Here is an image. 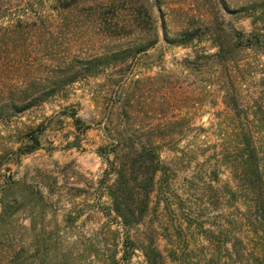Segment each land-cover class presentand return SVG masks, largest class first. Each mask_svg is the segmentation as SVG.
I'll return each mask as SVG.
<instances>
[{"label": "rangeland", "instance_id": "rangeland-1", "mask_svg": "<svg viewBox=\"0 0 264 264\" xmlns=\"http://www.w3.org/2000/svg\"><path fill=\"white\" fill-rule=\"evenodd\" d=\"M250 1L0 0V28L24 27L0 29V264H148L145 252L158 264H252L264 245L252 224L253 203L264 206V42L241 43L264 23ZM52 87L11 114L10 91ZM116 141L111 159L151 142L166 167L148 207L132 193L142 219L128 229L100 154ZM253 148L258 166H243Z\"/></svg>", "mask_w": 264, "mask_h": 264}, {"label": "trees", "instance_id": "trees-1", "mask_svg": "<svg viewBox=\"0 0 264 264\" xmlns=\"http://www.w3.org/2000/svg\"><path fill=\"white\" fill-rule=\"evenodd\" d=\"M75 0H68L63 7H68L70 4L74 3ZM246 10L249 11V15L253 17L252 23L255 25L257 22L264 23V0H252L249 4L246 5ZM13 20L9 21L5 26H1L0 29H4L6 31V35H10V33L14 32L13 29H24L20 20H18L15 24L11 23ZM264 29L260 27H254V29L248 33L246 37V41L241 43L242 47H249L255 44L260 45L264 42ZM9 38V37H8ZM4 39V38H3ZM2 39V40H3ZM0 57L1 59L7 57L9 53L7 43H3L2 47H0ZM23 51L22 49H18L13 51L14 58L19 60L22 58ZM78 70L70 71V73L62 74L58 79L52 81L53 86L56 88L60 85H65L69 82H73L76 78H78ZM51 88L47 91H28L22 90L18 92H9V102L7 106L11 110V114H15L21 112L27 108H30L34 105H37L44 101L46 98L54 94L56 88ZM4 112V108H0V117ZM75 122H79V119H75ZM33 143L31 145L25 146L24 152H30L35 149L39 142L36 137H32ZM245 145L249 146L248 137L244 138ZM119 141L115 143H111V145L107 148H104L100 153L106 161L107 167L104 170V179L108 180V178L113 175V179L110 183L107 184L108 196L110 198V210L113 211L120 220V224L123 228L128 229L133 224L139 223L142 219V215L136 212V209L139 205V202L132 197V193L136 191V193L143 196L140 201L143 209L148 207L150 203V192L152 191L155 185V175L158 172H164L166 167L162 164L159 159L156 147L153 143H141L139 147L135 148V153L137 157L134 159L129 158V154L125 155V159L118 158L114 156V158L109 157V149L110 147H117L119 145ZM132 145V144H131ZM114 150V149H112ZM128 158V159H127ZM243 166L251 167V165L255 164L256 167L258 163L256 161V151L251 149L247 151L243 156ZM130 170V177H127V173ZM135 170L137 172H135ZM139 170V172H138ZM135 172V174L133 173ZM146 177L144 182L139 180L140 178ZM133 182V183H131ZM128 190L130 191L127 195ZM260 201V200H259ZM261 202V201H260ZM258 203V202H257ZM256 201L253 203L255 207V221L252 222L255 234L259 235L261 238L264 236V228L261 227L262 231H260L259 226L264 223V206L263 204H257ZM170 205V203H168ZM6 217V212L2 211L0 213V220ZM188 218V217H186ZM259 225V226H258ZM127 241L129 239H126ZM238 242H241L236 238ZM35 254L38 255V249H34ZM34 254V255H35ZM126 255V253H125ZM124 255V256H125ZM144 255L148 261V264H158V261L155 256H152L150 253L145 252ZM158 256V255H157ZM252 264H264V245L257 248V251L251 254Z\"/></svg>", "mask_w": 264, "mask_h": 264}]
</instances>
